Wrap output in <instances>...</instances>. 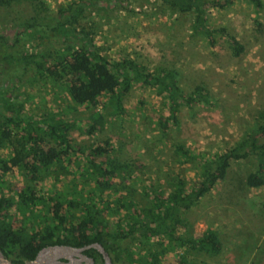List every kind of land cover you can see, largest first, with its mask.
I'll list each match as a JSON object with an SVG mask.
<instances>
[{"label": "rangeland", "instance_id": "rangeland-1", "mask_svg": "<svg viewBox=\"0 0 264 264\" xmlns=\"http://www.w3.org/2000/svg\"><path fill=\"white\" fill-rule=\"evenodd\" d=\"M44 1L49 17L56 20L59 9L70 0ZM262 2L259 11L249 0H234L222 10L210 8L207 12L212 25L227 27L243 45V51L237 56L232 54L224 36L216 35V44L211 47L204 36L193 34L190 14L174 12L154 0H132L126 2L124 8H110L106 14L92 15L88 19L86 24L94 31V42L107 57L131 58L149 70L173 68L178 71L179 84L186 92L196 85L204 87L203 95L210 104L201 100L189 106L181 105L179 126L171 123L163 136L158 120L168 113V105L156 94L155 88L141 81L133 82L123 97V113L116 114L106 98L95 108L69 109L72 102L64 85L41 78L33 70L22 74L21 69L13 71L9 67L0 75V86L12 88L18 102L23 103V116L30 117L31 121L57 112L65 119H87L98 111L104 117V126L93 134L78 128L70 130L74 153L66 156L62 164L43 170L42 178L37 181L21 168L13 167L0 181V195L16 197L18 191L34 185L39 194L64 201V211L70 220L81 217L83 211L68 208V200L87 196L104 211L107 229L113 231L118 217L128 208H120L118 214H108L102 208L99 197L85 185L94 184L95 178L81 152L89 153L91 147L103 144L106 138L110 140L109 159L115 165L127 163L128 166L121 170L119 177L112 179L113 188L104 190L103 198L112 200L130 195L144 205L154 195L151 187L164 196L176 186L178 179L190 187L199 175L201 161L231 147L256 121L257 113L264 110V0ZM31 14L27 3L0 7V35L5 38V47L18 53H34L47 47L66 46L64 38L51 34L41 41L37 38L25 44L21 39L15 42ZM48 20L54 23L52 18ZM23 126L22 123L18 131ZM177 144H183L188 150L189 159L176 151ZM12 154L11 146L0 147L1 159H8ZM93 158L101 161L104 156ZM255 167L253 156L232 161L226 178L185 214L187 225L177 230V234L196 236L207 228L214 229L221 242V252L208 256L176 247L167 251L158 264H178L182 255L195 264H264V186L254 188L246 183V174ZM49 205L38 204L34 208L32 216L40 229L44 225L42 213ZM10 213L12 225L27 223L23 215H29L28 211L20 213L11 208ZM159 239L151 240L156 249H159ZM125 243L134 257L148 248L138 239ZM121 257L126 261L125 255Z\"/></svg>", "mask_w": 264, "mask_h": 264}, {"label": "trees", "instance_id": "trees-1", "mask_svg": "<svg viewBox=\"0 0 264 264\" xmlns=\"http://www.w3.org/2000/svg\"><path fill=\"white\" fill-rule=\"evenodd\" d=\"M129 1L132 0H70L59 9L55 20L49 17L44 0H0V7H9L12 3H27L31 7L32 14L25 20V28L15 42L21 39L25 44L37 38L41 41L49 38V34L67 42L64 48L47 47L34 53H18L5 47V38L0 35V75L5 74L9 67L13 71L21 69L22 74L33 70L41 78L64 85L72 102L69 109L81 106L95 108L101 104L102 98H106L116 114L123 113V97L133 82L141 81L145 86L155 88L156 94L168 105V113L158 120L161 135H166L171 123L179 126L181 105L189 106L201 100L207 105L210 102L203 95L205 89L201 85H196L190 92L184 91L178 81V71L173 68L149 70L134 59H111L102 53L92 37V27L86 22L92 15L106 14L110 8H124ZM154 1L174 12L190 14L193 34L204 36L211 47L216 44V35L219 34L227 39L233 55L243 51V45L227 27H215L208 21L210 8L222 10L234 0ZM249 2L257 11L263 7L262 0ZM51 18L54 23L49 22ZM19 79H22L21 75ZM22 108L23 103L18 102L17 94L13 95L11 87L0 86V147L9 145L13 151L10 158H0V181L13 167L21 168L34 181L39 180L43 170L62 164L66 156L74 153L70 130L78 128L86 134H93L104 126V117L98 111L91 113L87 119H65L57 112L43 114L31 121L30 117L23 116ZM22 123L24 126L18 131ZM109 146L110 140L106 138L103 144L91 147L89 153L81 152L95 178L94 184L85 185L99 197L102 208L108 214H118L120 208H128L122 217H118L116 228L108 231L104 211L93 198H70L68 208L83 211L81 217L70 220L64 211V201L39 194L34 185H28L18 191L16 197L0 195V250L5 256L22 263L34 259L38 251L48 245L83 246L94 242L112 250L117 259L125 255L128 264H158L167 251L176 247L216 256L221 252L216 230L207 228L196 236L177 234L179 227L187 225L185 214L226 178L232 161L253 156L256 167L246 174V183L254 188L264 186V110L257 113L256 121L231 147L201 161L199 175L190 187L178 179L166 196L151 187L154 195L144 205L130 195L112 200L103 198L104 190L113 188L115 181L112 179L119 177L121 170L128 166L127 163L115 165L109 159ZM175 148L186 160L190 158L183 144H177ZM94 156H104V159L97 161ZM38 204H50L42 213V229L32 216ZM11 208L20 213L28 211L31 216L23 215L24 219H28L27 223L12 225ZM155 237H160L157 243L159 249L151 241ZM135 239L144 248L148 247L145 253H137V257L133 256L127 243L123 244ZM178 264L195 263L182 255Z\"/></svg>", "mask_w": 264, "mask_h": 264}, {"label": "flooded vegetation", "instance_id": "flooded-vegetation-1", "mask_svg": "<svg viewBox=\"0 0 264 264\" xmlns=\"http://www.w3.org/2000/svg\"><path fill=\"white\" fill-rule=\"evenodd\" d=\"M84 246H86V245L74 246V247L82 248ZM105 251L108 253L112 264H128V262H126V261H123L121 259H117L116 255L113 253L112 250L105 249ZM7 258L10 259L11 261H13L11 258H9V257H7ZM25 261H28V260H25ZM44 264H105V261H104L103 255L98 250H96L95 248H88V249H84L78 253L66 252V253H63V254L61 253L58 255L57 254L52 255L51 253H49L45 258Z\"/></svg>", "mask_w": 264, "mask_h": 264}, {"label": "water", "instance_id": "water-1", "mask_svg": "<svg viewBox=\"0 0 264 264\" xmlns=\"http://www.w3.org/2000/svg\"><path fill=\"white\" fill-rule=\"evenodd\" d=\"M88 248H95L96 250H98L104 258L105 264H112L111 259L108 255V253L105 251L104 247L102 246V244L94 242L91 244H88L82 248H77L71 245H65V244H54V245H49L47 247H44L42 249H40L38 251V253L36 254L35 258L32 260H28L22 263H17V262H13L10 259H8L3 252L0 250V264H44L45 263V258L46 256L51 253L53 254H63L66 252L69 253H78L84 249H88Z\"/></svg>", "mask_w": 264, "mask_h": 264}]
</instances>
